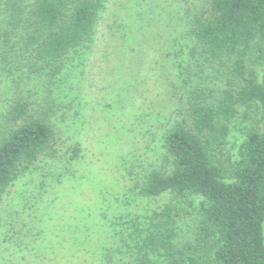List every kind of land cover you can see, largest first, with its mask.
<instances>
[{
    "label": "trees",
    "instance_id": "obj_1",
    "mask_svg": "<svg viewBox=\"0 0 264 264\" xmlns=\"http://www.w3.org/2000/svg\"><path fill=\"white\" fill-rule=\"evenodd\" d=\"M108 1L0 0V201L40 156L60 161L56 120H66L62 108L76 98L61 101L63 91L79 83L69 77L83 66ZM186 30L181 118L162 130L159 165L127 170L135 182L126 188L133 197H198L192 239L177 232L171 203L133 213L100 192L87 209L64 212L51 193L74 173L82 150L75 139L63 170L38 171L22 192L0 264H264V69L258 79L245 60L253 47L264 51V0H205ZM253 103L261 129L246 133L232 159L224 152L228 123Z\"/></svg>",
    "mask_w": 264,
    "mask_h": 264
},
{
    "label": "rangeland",
    "instance_id": "obj_2",
    "mask_svg": "<svg viewBox=\"0 0 264 264\" xmlns=\"http://www.w3.org/2000/svg\"><path fill=\"white\" fill-rule=\"evenodd\" d=\"M204 3L205 0L108 1L83 66H77L75 76L69 77L79 79V83L73 80V91L62 88L67 97L61 101L67 103L72 94L76 98L69 107L62 108L66 120H56L55 146L60 161L50 155L40 156L5 190L0 201V240L8 224L15 222L17 213L12 210L18 207L22 192L35 185L38 171L51 167L63 170L62 155L75 139L82 150L73 164L74 173L69 171L73 174L65 175L62 185L51 193L55 202L64 201V212L71 213L75 207L87 209L100 192L110 199L122 198L123 208L133 213L147 214L171 203L177 232L183 239H192L198 220V197H133L126 187L135 182L127 170L159 165L162 130L181 118L186 93L178 72L186 58L188 19ZM123 32L128 35L123 36ZM121 42H126V54L118 57L116 48ZM245 60L248 70L259 79L264 69V51L253 47ZM118 129L119 134L115 132ZM253 129H261L257 103L246 109L239 107L229 121L224 152L234 159L239 144ZM108 138L111 140L106 142ZM131 162L135 167L128 165ZM137 172L139 177L141 173ZM262 232L264 237V222Z\"/></svg>",
    "mask_w": 264,
    "mask_h": 264
}]
</instances>
